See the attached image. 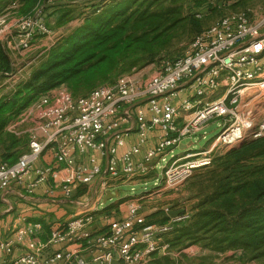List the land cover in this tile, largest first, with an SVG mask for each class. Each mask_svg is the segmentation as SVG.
Segmentation results:
<instances>
[{"label":"built area","instance_id":"2783aa9c","mask_svg":"<svg viewBox=\"0 0 264 264\" xmlns=\"http://www.w3.org/2000/svg\"><path fill=\"white\" fill-rule=\"evenodd\" d=\"M52 1H43L14 24L8 15L0 16L3 48L28 53L38 39L51 37L46 4ZM136 74L86 97L75 98L67 89L42 96L7 128L21 137V126L34 114L38 134L31 136L28 151L17 163H0V191L23 186L34 172L37 179L28 187L30 194L53 180L52 193L60 190L70 199L77 189L97 184L96 192L103 198L124 184L147 179L185 141L221 121L222 131L208 148L172 156L163 168L158 192L176 191L197 170L211 166L219 150L264 137V103L255 104L257 99L264 101V13L227 15L199 36L181 59L163 62L149 78ZM155 130L157 142L149 147ZM134 133L138 142L119 156ZM47 152L58 168L68 171L60 182L55 167H37ZM91 152L108 158L106 168L95 157L87 164L78 162ZM137 156H142L139 162ZM144 199L143 194L127 198L126 215L111 221L104 233L90 229L95 212L88 207L53 229L46 242L41 240L43 224L21 217V226L0 241V264H150L155 254L177 256L164 236L187 221L189 213L170 217L166 224L148 225ZM172 212L165 211L169 216ZM20 245H25L24 254L12 261L5 258Z\"/></svg>","mask_w":264,"mask_h":264},{"label":"trees","instance_id":"16d2710c","mask_svg":"<svg viewBox=\"0 0 264 264\" xmlns=\"http://www.w3.org/2000/svg\"><path fill=\"white\" fill-rule=\"evenodd\" d=\"M43 1L0 0V10L15 4L13 13L26 17ZM212 1L102 0L94 4L81 25L59 38L31 75L0 98L2 163L13 165L28 151V139L7 128L42 96L68 85L75 98L86 97L122 76L181 59L185 51L180 46L190 47L208 30L201 20L203 12L220 9L211 7ZM218 1L236 10L254 0ZM13 73L10 54L0 43L1 80ZM197 171L190 179L199 185L190 218L164 236L171 253L181 258L174 261L155 254L150 264H195L197 259L184 253L193 247L208 253L200 264L229 253L242 264H264V137L218 152L211 166ZM170 219L168 213H155L147 222L166 224Z\"/></svg>","mask_w":264,"mask_h":264},{"label":"rangeland","instance_id":"374dc122","mask_svg":"<svg viewBox=\"0 0 264 264\" xmlns=\"http://www.w3.org/2000/svg\"><path fill=\"white\" fill-rule=\"evenodd\" d=\"M102 0H53L50 3H47L48 6L46 9V21L47 24L51 30V32L56 33L59 32L60 29L63 30V33L70 31L76 27H78L84 18V14L90 12L92 10V6L96 3H99ZM71 2V3H70ZM73 2H80L73 3ZM213 4L211 7H219L220 9H216L214 11L212 10H205L203 12L202 16V23L204 25L205 29H209L214 24L219 22L223 17L235 13H251L254 16L260 15L264 13V1L263 0H254L252 2H249V4L245 8H236L233 9L230 7L232 4H229L228 6H224L223 3L219 2L218 0L212 1ZM73 4V5H72ZM75 4V5H74ZM86 5L88 7H86ZM67 6H76V7H67ZM17 8V5L11 4L8 7H6L4 10H0V16L8 15L7 19L11 24H14L17 20L18 16L13 13V11ZM87 9H91L89 11H86ZM177 42V41H176ZM175 42V43H176ZM188 44H185L183 46H180L182 49V53L188 50L189 47H187ZM38 48V49H37ZM45 49V43L38 44L37 46H34L28 53H22V55L15 53H10V57L12 59L14 69L16 73H20L21 80L27 79L26 73L20 72V70L24 67V58L26 56H39L40 53L43 52ZM42 56H40L39 59H41ZM160 65H152L147 68L142 69L145 70V78L148 76H153L157 73ZM138 73V72H137ZM136 74V73H135ZM18 83L13 82H7L5 80H0V98H3L9 94L15 89V86H17ZM63 89H67L70 91V87L68 85L60 87L52 92L57 93L60 92ZM264 101H260L257 99L255 101L256 105L263 104ZM222 131V122L218 121L216 123L211 124L206 130L199 133L193 139L191 140L193 145H190L187 148H184V150H190L192 151H201L203 149L208 148L212 141L221 133ZM224 150H219V152H223ZM182 153V150L180 148L176 149L173 154H170L165 163H161L158 168L156 174L159 177H155L153 175L149 176L147 179H144L140 181L139 183L135 184H124L123 186L119 187V193L120 195L118 198L113 199L112 197L108 199V201L105 203V197H101L97 194L96 189L90 188H83V189H77L75 192L74 197H72L73 204H69V208L66 209L71 212H81L85 210L88 207L94 208V219L92 222V225L90 226V229L93 231V228L100 227L103 224L110 223L113 220H116L120 218L121 212L120 207L124 204H127L126 199L129 197H134L137 195H144L145 199L142 202L143 206V212L147 214V220L151 216L152 212L157 213H165L166 210H173L175 211L176 208L181 209H190L193 210L194 206L196 205L198 199H196V193L198 192V184H193V182L188 181L186 184H184L182 187L177 189L176 191L171 192H165V193H159L158 188L156 185H159L160 179L163 175V168L169 163L172 159V156H178ZM198 173L196 171L194 173V176ZM125 199V200H124ZM118 200H124L123 204L117 209L116 207L112 206L115 202ZM80 203V204H78ZM111 208L107 209L110 210L106 212V214L97 213L98 209L103 210L106 207ZM175 209V210H174ZM72 213V214H73ZM94 232V231H93ZM187 253L194 259H197L195 264H200L202 261H200L201 258H205L208 253L204 252L199 247H193L188 249ZM207 263L210 264H242L236 257L234 253H229L225 256H216L212 260H208Z\"/></svg>","mask_w":264,"mask_h":264},{"label":"crops","instance_id":"0c3cea01","mask_svg":"<svg viewBox=\"0 0 264 264\" xmlns=\"http://www.w3.org/2000/svg\"><path fill=\"white\" fill-rule=\"evenodd\" d=\"M73 3L80 4V2H73ZM67 7H76V6H67ZM86 7L88 6L86 5ZM89 10L90 9H87L86 11H89ZM70 31L63 33V30L60 29L59 32L53 33L51 37L38 39L35 46H37L38 44L45 43V49L43 50L42 53L39 54V56H34V57L26 56L24 58V63H25L24 67L20 70V72L22 73L25 71L26 76L29 77L32 73L33 68L38 64V60L40 56H43L56 43V41L59 38H61L62 36H66ZM10 53H15V52L10 51L9 54ZM17 53L22 55V53L20 52H17ZM145 73H146L145 70H143L142 73L140 72V74L143 75L144 77L146 75ZM136 76L139 77V72L136 74ZM149 77L150 76H148L147 78ZM20 78H21L20 73H16V75L13 78L6 79V83L7 82L19 83ZM52 94H54V92H52L51 95ZM132 126L133 127L135 126L134 120L132 121ZM37 127H38V124L36 122V116H34V114L32 115L30 114L26 122L21 126V132H22L21 138H27L28 141L30 142L31 136L34 134H38ZM158 134L159 132L157 130L150 133V142L148 145L149 147H152L155 145V143L157 142ZM137 142H138V135L134 133L132 137L127 141L126 146L119 150V156H122L126 151H128L131 148L132 145L136 144ZM190 145H193L191 140L185 141L181 146L182 153L180 155L184 154L186 151H190V150H184V148H187ZM146 149L147 148H145L144 150ZM91 157L97 158L98 162L101 163V165H103L105 168L108 165V158H102L100 154H98L97 152H91L86 157L80 156L77 158V160L79 163L87 164ZM141 159H142V156H137L136 161L139 162ZM1 162L2 160L0 159V163ZM50 166L55 167L57 169V172H58L57 179H56L57 182H60L61 180H63L66 174L68 173L67 170L58 168L56 166V162L54 160L53 155L50 152H47L45 156L39 161V163L37 164V167L45 168V167H50ZM156 172L157 171L153 172L151 175L155 177H159L156 174ZM36 179H37V176L33 172L26 178L23 186L14 185L7 191H0V241L6 240L10 236V232L12 229L17 228L18 226H21V221H20L21 217H26L31 222L43 224L45 231H44V234L41 236V240L43 242H46L48 241L50 237V233L53 229L66 224L76 214L75 212L73 213L71 211L66 210L69 208L68 206L69 204H73L71 200L72 198L70 199L66 198L63 192L60 190H55L52 193L51 187L54 185L53 180H50L49 182L42 184L33 194H30L28 192V187ZM135 183L136 184L139 183V180H135V182H133L132 184H135ZM89 188L90 190L94 188L97 191V184H94L90 186ZM117 190H119V188L115 189L114 193H119V191ZM75 192H74V195H75ZM124 200H118L112 206L120 207L124 203L123 202ZM112 206L106 207L103 210L98 209L97 213L106 214V212L110 211L107 209L111 208ZM180 209L181 208L179 207L176 208V210H180ZM120 212H121L120 218H123L127 213L126 204L120 207ZM143 213L144 215H146V217H148L145 212ZM153 214H155V212H152L151 215ZM109 224L110 223H106L100 227L96 226L95 228H93V231L96 233H104L108 230ZM187 251L188 250H186L184 253L190 259H192V257L187 253ZM24 252H25V245H20L14 249V253L10 257L7 258L5 256V258L8 259L9 261H12L20 257L22 254H24ZM170 258L174 261H178L181 258V255L170 256ZM181 264H184V263H181Z\"/></svg>","mask_w":264,"mask_h":264},{"label":"water","instance_id":"95a60500","mask_svg":"<svg viewBox=\"0 0 264 264\" xmlns=\"http://www.w3.org/2000/svg\"><path fill=\"white\" fill-rule=\"evenodd\" d=\"M245 142V141H244ZM244 142H242L241 144H239L238 146H241ZM238 146H236V147H238ZM118 196H119V193H113V192H111V191H109L108 193H107V195H106V197H105V203L108 201V199L109 198H113V199H115V198H118ZM192 212V210H191V208L190 209H180V210H178V211H173L171 214H170V217H172V218H178V217H180L181 215H183V214H185V213H191Z\"/></svg>","mask_w":264,"mask_h":264}]
</instances>
